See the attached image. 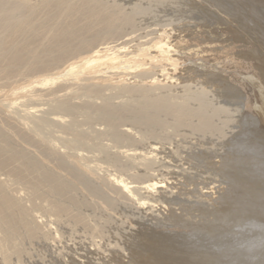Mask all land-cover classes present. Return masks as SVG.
<instances>
[{"label":"bare ground","instance_id":"bare-ground-1","mask_svg":"<svg viewBox=\"0 0 264 264\" xmlns=\"http://www.w3.org/2000/svg\"><path fill=\"white\" fill-rule=\"evenodd\" d=\"M184 2L0 0V264H264V0Z\"/></svg>","mask_w":264,"mask_h":264},{"label":"rangeland","instance_id":"rangeland-1","mask_svg":"<svg viewBox=\"0 0 264 264\" xmlns=\"http://www.w3.org/2000/svg\"><path fill=\"white\" fill-rule=\"evenodd\" d=\"M119 1L121 2V4L123 6L127 7L130 10V13L132 15L135 12V14L137 15L136 16V19L138 18L139 15H141V17L139 16V18L137 19L138 20L137 23L135 25H133L134 27L133 26L128 27L125 31H123V32H121L119 34L120 36L118 35L119 38L118 37L114 38V39H116L115 41H118V43H120L121 41L127 42L129 44L128 46H134L138 41L139 42H143V41H149V39H151V38L152 39L153 38H156V36L159 35L158 31L161 30V29H165L167 27L169 29H174V30L181 29L182 30V29L185 28V26L190 25V24H193V25H190L192 27H195V26L198 27V26H202L203 23H204V21H202L201 18L197 17V13L192 12V11L190 12V10H188L186 8V6H184L185 5L184 4L185 3L184 2L185 0H164V1H162V0L161 1L160 0H151V1L150 0H141V1H139V0H119ZM183 8H185L186 10L183 9ZM140 10H142V11H140ZM139 13H142V14H139ZM135 14H134V16H135ZM197 18H199V19H197ZM200 22L202 23V25H201ZM194 23H195V25H194ZM180 27H182V28H180ZM121 34H122V36H121ZM120 37H122L123 39L120 38ZM124 37H125V40H124ZM140 37H141V39H140ZM132 39L134 40V43H132L133 42ZM112 41H113V39L111 40V42ZM180 86L181 85H178V88ZM197 90H198V92L201 91V87H198ZM204 91L206 92L205 89H204ZM204 91L202 90L200 92V96H199V94H196L195 93L196 94L195 96L198 95L199 97L202 96V97H204V99H207L208 102L210 104H212V107L210 106V108L217 109V110H220L221 109L223 111L222 120H226L227 119V122L230 120V122H228L227 125L225 124V127H227L228 125L229 126L226 129H225V127H223V131L224 132H226V130L228 132L230 130V129L228 130V128H232L234 130L235 127H236V124H237L236 123L237 116H238L237 113H239V111L237 110V108L234 107L235 105L233 104L230 107V105L224 104V102L222 101V95H220L219 93H215L214 92V93H211V95H210V94H208L209 91H208V93L206 92V93L203 94ZM178 92H176V93H178ZM107 94H110V93L107 92ZM205 94L207 96L209 95L208 98H206ZM114 95L115 94H112V97H111V95L108 96V97L111 98L112 100H114L113 99ZM198 96H197V98H199ZM175 97H177V98H175L174 101L172 99V102H174V103H182L180 101H183V102L185 101V98H181L177 94L175 95ZM114 98H115V100L114 101H111L113 104H116V102H118L119 103V104L117 103L118 105H123L124 102L126 101V100H123L124 102H122V100L120 101L119 99H121V98L118 99V96H116V95H115ZM122 99H124V98H122ZM76 100L79 102L78 99H76ZM207 100H205V101L207 102ZM209 103H207V104L210 105ZM223 104H224V106H223ZM223 108L227 111V113L225 112V110ZM228 111L230 112V115L228 114ZM4 114H6V113H4L2 110H0V121H2V120L4 121V119L6 120L8 118V122L9 123H15L16 122L12 117H10L8 115H7V118H6V116ZM231 115H233V116L231 117ZM3 116L5 117L4 119L2 118ZM8 122H7V120L5 121V123H8ZM101 124L102 123H99V122H98V124H97V122H95V123L93 122L92 125H89L88 127L86 126L85 129L86 128L87 129H90L91 127H94L95 129H97V127L99 125L100 129L103 130L104 127H103V124L102 125ZM122 129H124V128L122 127ZM167 132L169 134H172V137H175V139H177V138L178 139L179 138H183L181 136L178 137V135L176 136V134L170 128L167 129ZM172 137L170 135V137H169L170 138V141L174 139ZM192 138L193 137L190 136V137H187L185 140H187V141L188 140H193ZM215 140H217V138H215ZM170 141H168V142H170ZM193 141H195V140H193ZM106 143H108V142H106ZM105 168H107V167L105 166ZM99 172L100 171H98V172H92L93 177H96V175H99V176L101 175L102 176V172L103 171H101L100 173ZM103 173L105 174V172H103ZM93 181H94V179H93ZM19 186L23 188L22 185H19ZM15 187H17V185H15ZM24 194H22V192H21V195H22L21 197H23ZM27 195H28V193H26V195H25L26 197L25 196L23 197L26 200H27ZM46 219L47 218H45L44 220L46 221ZM127 226H128L129 229H133V227H132L133 224L131 222L127 223Z\"/></svg>","mask_w":264,"mask_h":264}]
</instances>
